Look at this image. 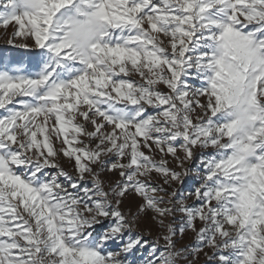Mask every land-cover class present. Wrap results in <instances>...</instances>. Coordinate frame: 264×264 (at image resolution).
<instances>
[{
    "label": "snow or ice",
    "instance_id": "snow-or-ice-1",
    "mask_svg": "<svg viewBox=\"0 0 264 264\" xmlns=\"http://www.w3.org/2000/svg\"><path fill=\"white\" fill-rule=\"evenodd\" d=\"M0 28L37 58L0 69V264H264V0H0Z\"/></svg>",
    "mask_w": 264,
    "mask_h": 264
},
{
    "label": "rangeland",
    "instance_id": "rangeland-1",
    "mask_svg": "<svg viewBox=\"0 0 264 264\" xmlns=\"http://www.w3.org/2000/svg\"><path fill=\"white\" fill-rule=\"evenodd\" d=\"M12 28L9 27L8 32L10 33ZM4 29L0 28V69H4L6 67L12 66H25L28 67L30 70L35 71V64H36V56L34 53L29 52L24 49L12 47L5 42L3 39ZM195 86H199V81H193ZM201 156L199 151H197L195 158L191 162L186 163V167L189 168L191 171L189 175L184 179L183 185L177 184V187L180 191L187 194L191 192L196 186H198V179H197V170L200 164ZM62 165L65 167L66 170L71 171V165H69L66 161H61ZM170 166L175 168V162L170 161ZM179 170V169H177ZM55 171V170H52ZM105 181L108 180H115L116 177L111 174H105L104 176ZM139 203V198L135 197L134 195H129V197L124 202L125 210L131 209L133 212L136 210V206ZM179 220V214H177V222ZM138 231L144 233L146 239H154L158 229L154 225V223L150 220L149 217H142L140 221V227ZM151 232V235H149ZM195 236L190 231L179 241L180 245H186L190 242L194 241ZM204 252H207L209 256H211V251L207 248L204 249ZM204 252H201L197 264H214V262L209 261L208 257L204 255ZM141 254L137 252L131 259L135 262V264H140Z\"/></svg>",
    "mask_w": 264,
    "mask_h": 264
}]
</instances>
